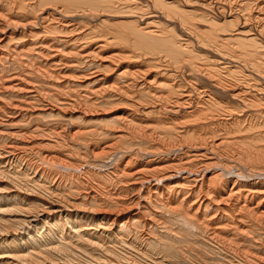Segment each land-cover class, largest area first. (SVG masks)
Wrapping results in <instances>:
<instances>
[{
    "label": "bare ground",
    "instance_id": "1",
    "mask_svg": "<svg viewBox=\"0 0 264 264\" xmlns=\"http://www.w3.org/2000/svg\"><path fill=\"white\" fill-rule=\"evenodd\" d=\"M1 250L264 264V0H0Z\"/></svg>",
    "mask_w": 264,
    "mask_h": 264
},
{
    "label": "rangeland",
    "instance_id": "2",
    "mask_svg": "<svg viewBox=\"0 0 264 264\" xmlns=\"http://www.w3.org/2000/svg\"><path fill=\"white\" fill-rule=\"evenodd\" d=\"M113 49H109L108 48V51L109 52H111ZM67 71H69V73H70V75H71V77L69 78V77H67L70 81H73V80H77V76L80 74V73H76V74H74V73H72L70 70H68V69H66ZM65 70V71H66ZM46 82V85H48V84H53V81L51 80V81H45ZM8 96V95H7ZM108 109V108H107ZM95 110V109H94ZM96 111V110H95ZM118 111V110H117ZM116 113V112H115ZM94 114H97V111L94 113ZM81 116H83V115H81ZM79 117V116H76L75 118H78V120H76L75 122H74V127L75 128H79V127H85V128H88V127H90L91 126V122L89 121L90 120V118H88V117H86V118H83V117ZM91 117H93V116H91ZM102 117H106V116H102ZM106 120H109V117H106ZM110 122L108 121V124H109ZM110 131V130H109ZM109 140H111V137L110 138H107V140L106 141H101V142H103V144L104 143H106V142H108ZM13 195H10V197H8L9 199H13ZM11 242V241H10ZM10 242H7L5 245H7L8 243H10ZM4 250H1L0 251V253H2Z\"/></svg>",
    "mask_w": 264,
    "mask_h": 264
}]
</instances>
